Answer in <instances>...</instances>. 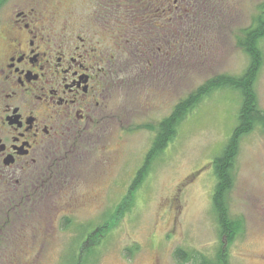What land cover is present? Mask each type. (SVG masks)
Returning a JSON list of instances; mask_svg holds the SVG:
<instances>
[{
    "label": "rangeland",
    "instance_id": "rangeland-1",
    "mask_svg": "<svg viewBox=\"0 0 264 264\" xmlns=\"http://www.w3.org/2000/svg\"><path fill=\"white\" fill-rule=\"evenodd\" d=\"M17 1L7 2L0 20ZM40 1L62 15L72 10L74 20L85 6L84 0ZM262 1L197 0L194 23L190 21L177 50H170L166 83L156 77L150 85L140 83L115 99L100 139L88 140L66 186L51 192L55 202H50L52 197L44 200L35 214L18 220L24 235L0 251V257L16 261L0 264H73L74 256L89 247L93 251L85 255L84 264H179L172 256L177 246L213 253L217 234L210 203L215 180L211 159L235 123L240 100L236 91L220 88L205 96L153 162L132 196V206L115 211L158 121L207 79L240 75L245 69L248 56L235 36L251 24ZM260 47L264 56V38ZM256 92L264 109V63ZM57 195H66L68 203L56 202ZM229 205L231 214L244 222L243 232L229 247L230 264H264V133L259 130L241 141ZM58 208L71 218L66 229L60 226ZM134 245L137 249L127 256L125 248Z\"/></svg>",
    "mask_w": 264,
    "mask_h": 264
},
{
    "label": "flooded vegetation",
    "instance_id": "flooded-vegetation-1",
    "mask_svg": "<svg viewBox=\"0 0 264 264\" xmlns=\"http://www.w3.org/2000/svg\"><path fill=\"white\" fill-rule=\"evenodd\" d=\"M8 1L0 0V17ZM84 4L74 20L72 10L18 0L0 20V251L24 235L18 220L55 202L51 192L66 186L88 140L100 139L115 99L156 77L166 83L170 50L198 7L197 0Z\"/></svg>",
    "mask_w": 264,
    "mask_h": 264
},
{
    "label": "trees",
    "instance_id": "trees-1",
    "mask_svg": "<svg viewBox=\"0 0 264 264\" xmlns=\"http://www.w3.org/2000/svg\"><path fill=\"white\" fill-rule=\"evenodd\" d=\"M235 38L236 44L248 56L245 69L240 75L222 74L207 79L186 97L177 101L170 113L158 121L155 134L129 184L127 194L115 211L123 213L132 206V196L149 174L153 162L174 139L181 121L205 96L220 88L236 91L240 100L235 114V123L219 152L211 159V169L215 180L210 194V203L216 223L217 245L212 254L177 246L172 256L179 264H230L229 247L243 232L242 217L231 214L229 193L235 183L236 159L242 139L254 130L264 133V109L258 104L256 92V82L264 63L260 47V42L264 38V0L258 4L257 14L251 24L241 28ZM102 229L106 232L107 226L104 224ZM91 231L88 235L92 234ZM136 249V245L126 247L125 253L130 256ZM91 250L89 247L83 255H78L77 258L74 256L73 264H84L88 258L85 255L91 254Z\"/></svg>",
    "mask_w": 264,
    "mask_h": 264
}]
</instances>
